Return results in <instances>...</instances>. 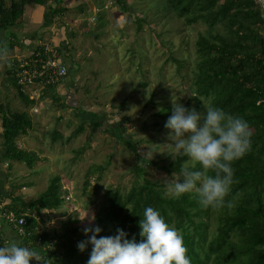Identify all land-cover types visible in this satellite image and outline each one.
<instances>
[{
    "label": "rangeland",
    "instance_id": "obj_1",
    "mask_svg": "<svg viewBox=\"0 0 264 264\" xmlns=\"http://www.w3.org/2000/svg\"><path fill=\"white\" fill-rule=\"evenodd\" d=\"M11 1L5 0V4L9 6ZM260 1L264 9V0ZM124 3L121 6L117 0H62L65 11L56 15L52 25L44 26L42 21L41 26L27 28L30 32L25 34L37 29L39 44L34 50L27 47L31 52L19 46L24 49L16 57L22 59L20 62L8 63L12 50L0 48L3 56H0V85L3 81L9 83L5 92L0 89V102L11 111L29 113L33 128L19 136L16 143L37 157L32 168L23 161L2 162L3 182L9 192L30 201L47 189L52 177L61 176L63 202L57 209L42 210L45 221L40 231L43 228L62 231L61 222L71 218L82 228L93 224L109 189L118 186L127 192L135 180H143L136 155L117 140L110 126L123 125V136L138 141V153L151 159L152 152L148 149L163 150L158 144L168 142L169 130L164 127L168 117L157 116L158 110L164 102L171 104L172 97H179L185 106L190 99L189 71L196 58L198 35L204 32L205 25H185L184 19L166 12L165 0H125ZM27 6L33 8L35 4L30 1ZM99 13L104 16L97 17ZM62 26L66 27L72 45L66 51L75 58L69 65L70 75L76 71L74 87H67L61 95L58 90L47 93L54 87L32 91L34 87L22 84L19 88H26L28 93H25L35 100L27 105L12 80H17L25 67L35 64L34 60L40 57L37 53L35 56V50L45 44L52 45L49 43L55 36L52 28ZM174 58L185 61V66H180ZM70 92L77 94V99L69 101L80 106L79 111L62 105ZM153 93L155 98L146 106ZM124 101L126 104L122 106ZM190 105L194 106V101ZM92 122L99 126L94 127ZM81 124L83 131L74 135ZM152 158L173 160L160 152ZM145 170V176L161 183L170 178L153 165L148 164ZM97 184V192L93 193ZM79 215L84 218L80 219Z\"/></svg>",
    "mask_w": 264,
    "mask_h": 264
},
{
    "label": "trees",
    "instance_id": "obj_2",
    "mask_svg": "<svg viewBox=\"0 0 264 264\" xmlns=\"http://www.w3.org/2000/svg\"><path fill=\"white\" fill-rule=\"evenodd\" d=\"M32 1L46 8L43 25L50 26L56 15L64 13L62 0H12L7 6L0 0V48H4V33L8 27L21 23L25 6ZM166 12L184 19L185 25L204 24L205 30L198 35L195 44L196 58L190 69V99L186 107L201 109L198 97H214V101L225 110L243 117L251 131V148L241 159L233 163L234 183L232 196L234 207L229 211L203 209L194 195L184 194L179 199H166L162 196L163 183L145 176L135 180L127 192L118 186L109 189L105 202L94 215V223L101 226L99 235L115 234L117 227L124 229L128 238L140 239L139 215L146 206L159 209L166 221L179 228L184 234L185 244L191 264H264V9L258 0H165ZM123 6L125 0H117ZM99 11V10H98ZM104 16L99 13L97 17ZM139 25L141 19L137 20ZM15 39L10 45H13ZM39 49V50H38ZM43 48L35 50L39 55ZM34 56V57H35ZM39 57V56H38ZM180 65L186 62L174 58ZM68 67L69 64L67 63ZM70 75V68H69ZM17 88L21 84L13 79ZM146 84V83H144ZM46 87V86H45ZM74 87V82L73 86ZM71 87V88H72ZM19 95L27 105L35 103L19 88ZM153 93L146 106L155 98ZM60 99V98H59ZM62 105H71L70 100L77 94L70 92ZM122 106L126 102L121 103ZM77 111L80 106H75ZM72 106V107H73ZM172 104L164 102L157 116L164 119L171 115ZM3 127V154L0 160L23 161L32 168L36 156L18 146L16 140L33 128V121L26 110L11 111L0 102ZM98 127L97 122H92ZM83 124L74 135L83 131ZM117 140L124 143L136 155L139 162L150 160L137 151L138 141L124 137V126L109 127ZM179 159L162 161L152 158L147 165H153L171 176L178 171ZM136 168V167H135ZM101 169V168H100ZM139 167L136 169L138 170ZM102 170V169H101ZM1 171V170H0ZM91 186V185H90ZM89 186L85 189L88 190ZM98 184L93 187L97 192ZM61 176L51 178L47 189L36 199L25 201L11 192L12 202L2 208V212L13 211L17 216L27 218V234L21 237L27 245L47 250L48 264H86L91 245L81 252L77 242L86 239L78 221L71 218L62 221V231L43 228L42 210H54L63 202L61 196ZM92 194V193H91ZM231 198V197H230ZM131 209V210H130ZM39 220L36 219V216ZM87 225V226H91ZM40 239V242L38 240Z\"/></svg>",
    "mask_w": 264,
    "mask_h": 264
},
{
    "label": "clouds",
    "instance_id": "obj_3",
    "mask_svg": "<svg viewBox=\"0 0 264 264\" xmlns=\"http://www.w3.org/2000/svg\"><path fill=\"white\" fill-rule=\"evenodd\" d=\"M198 98L200 110L186 107L179 97L171 98V115L164 124L169 130L168 142L158 144L163 150L148 151L152 156L160 152L180 161L178 171L162 181L163 198L175 200L192 194L203 209L230 211L235 200L231 195L233 163L250 150L251 131L243 117L220 107L212 95ZM150 160L143 158L139 164L147 167ZM139 215V240L128 238L119 227L115 234L103 236L99 235L103 229L98 224L85 226L86 239L78 241L77 248L83 252L91 245L86 264H191L183 232L167 222L159 209L146 206ZM30 261L48 264L47 250L15 240L0 243V264Z\"/></svg>",
    "mask_w": 264,
    "mask_h": 264
},
{
    "label": "crops",
    "instance_id": "obj_4",
    "mask_svg": "<svg viewBox=\"0 0 264 264\" xmlns=\"http://www.w3.org/2000/svg\"><path fill=\"white\" fill-rule=\"evenodd\" d=\"M26 7L27 8H25L23 18H22L23 21L21 23H17L15 25L8 27V30L6 31L7 34H5V36H3V38L5 37V39H6V40H4L5 43L3 44V46H5V47L4 48L2 47L3 50L4 49H8V50L11 49L12 53H13L12 56H11L12 53H10V55L8 56V58H7L9 60L8 63H10L12 61L17 62L18 60L20 62L22 60V59L16 60V57H19L18 56L19 53H22V52L24 53V49H21L20 47L25 48V51H27L29 49L34 50L36 48V46L39 44V42H38L39 40L37 38H40V37L38 36L37 29H35L34 33H32V34H25V33H26V31H28L27 28L33 29L34 26L40 25L42 23V21L44 19L43 13L45 12V8L43 6H40L37 4H35V6L33 8L28 7V6H26ZM25 27H26V30H25ZM28 32H30V31H28ZM52 33H54L55 36H54V38L50 39L51 41L49 43H52L53 45L56 44L58 47L62 48L63 52L65 53L64 59H65L66 63H68L70 65L71 60H73V62H75V58L72 59L73 56L71 55V53L66 51L67 49H70L72 46L71 44H69L70 38H69V35H67L66 27L62 26L59 29L58 28H52ZM11 37H12V39H15V40H13L15 42V43H13V45H10V43L12 42V41H10ZM60 44H63L65 46L62 47ZM2 48H1V50H2ZM29 51L31 52V50H29ZM0 56H2V55H0ZM10 59H11V61H10ZM24 61L26 62V59ZM14 62L12 63V65L14 64ZM75 73H76V71L73 70V72H71V75H69L63 83L55 86L54 89L50 88V90L47 93L48 94L51 92L55 93L58 90L60 92V94L63 95L65 90L67 89V87L70 88L73 86L72 80L75 79ZM7 79L9 80L10 78L7 77ZM12 82H13V80H12ZM7 86H9L8 81H3L2 84L0 85L1 91L3 90L5 92V89L7 88ZM49 87H51V86H49ZM35 89H39L38 86H37V88L34 87V89L32 91H34ZM26 93H28V92H26ZM28 96H29V94H28ZM68 96H69V93L67 94L66 98H68ZM63 100H65V99H63ZM72 106H71V108H75L74 106L73 107ZM2 133H3V127H2L1 114H0V160L2 159V154H3V136H2ZM10 194H11V192H9L6 184L3 182L2 171H0V243H7L10 240H15V241H21L27 245V243H25V240L18 234L17 229L15 227H13L12 225L8 224L7 221L4 218H2L3 206H5L6 204H10L12 202V196ZM30 264H36V262L30 261Z\"/></svg>",
    "mask_w": 264,
    "mask_h": 264
},
{
    "label": "built area",
    "instance_id": "obj_5",
    "mask_svg": "<svg viewBox=\"0 0 264 264\" xmlns=\"http://www.w3.org/2000/svg\"><path fill=\"white\" fill-rule=\"evenodd\" d=\"M64 54L62 48L58 46L53 44L43 45V51L39 53V59L34 60L35 64L29 68L25 67L23 72L18 75V83L21 85L26 84L27 88L33 86L37 88L38 86L39 89L44 86L55 87L63 83L69 76V67L65 62ZM21 90L26 92V88ZM66 198L69 199L68 195H66ZM2 218L15 227L20 236L27 234V218L24 215L17 216L13 211H5L2 213Z\"/></svg>",
    "mask_w": 264,
    "mask_h": 264
}]
</instances>
